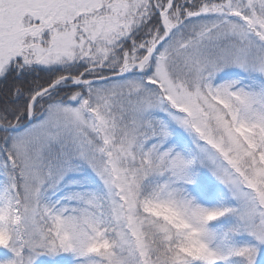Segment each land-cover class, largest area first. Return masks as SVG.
<instances>
[{
  "label": "snow or ice",
  "instance_id": "obj_1",
  "mask_svg": "<svg viewBox=\"0 0 264 264\" xmlns=\"http://www.w3.org/2000/svg\"><path fill=\"white\" fill-rule=\"evenodd\" d=\"M0 264H264V0H0Z\"/></svg>",
  "mask_w": 264,
  "mask_h": 264
}]
</instances>
